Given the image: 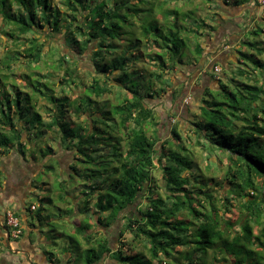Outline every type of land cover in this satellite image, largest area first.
Segmentation results:
<instances>
[{
    "label": "trees",
    "instance_id": "trees-1",
    "mask_svg": "<svg viewBox=\"0 0 264 264\" xmlns=\"http://www.w3.org/2000/svg\"><path fill=\"white\" fill-rule=\"evenodd\" d=\"M171 1L63 0L69 11L62 19L52 0H0V35L7 42V50L0 52V161L12 151L24 157L36 156L35 159L37 155L49 157L54 152L52 148L35 152L28 142L44 139L47 133L61 140L63 146L67 144L64 142L73 144L76 161L81 163L72 167L70 180L84 184L81 191L85 199L78 210L85 217L76 225L75 239L78 247H87L83 264H99L107 257L116 264H164L172 260L173 264H182L181 260L187 264H264V40L242 41V47L249 48L248 52L237 50L238 64L244 67H237L227 81L219 79L215 93L205 91L199 121L192 123L199 146L209 144L211 150L227 154L229 160L226 182L231 188L218 205L214 193L204 191L205 184L198 189L193 186L196 165L190 154L170 153L165 145L157 147L159 138H151L147 131L158 123L146 100L164 93V89L154 88L155 83L147 74L162 79L159 69L168 72L184 65L182 53L188 49V36L199 35V30L180 23V8L170 9ZM202 1L221 9L218 0ZM224 1L229 6L248 2ZM143 12L150 15V23L157 25L154 31L144 29L149 22L141 18ZM184 15L187 20L192 19ZM199 22L203 28L205 19H197L194 24ZM257 24L249 33L254 37L264 33V23ZM46 33L62 35L66 46H83L82 52L90 45L97 46L93 54L95 72L107 79L115 77V83H101L93 76L91 84L80 85L88 92L87 101L83 98L80 104L73 105L78 100L70 99L64 92L56 96L39 74L31 75L39 76L36 79L25 75L26 84L9 82L17 76V66H39L46 54L45 37L50 38ZM115 40L121 44L108 45ZM195 52L203 54L200 44ZM69 59L74 63L72 56H64L57 69L64 67L61 81L70 90L71 85H77L78 77L75 71L71 72ZM141 62L156 66L157 71L140 72L137 64ZM137 74L140 84L135 79ZM112 87L120 97L125 91L126 96L118 104H101L92 99V95L101 98L114 93ZM35 95H41L53 106L47 110L46 120ZM171 132L175 143L181 142L177 127ZM177 147L185 151L181 143ZM107 148L110 150L102 154ZM156 159L159 163L165 159L162 171L169 206L162 197L152 194L147 199L146 211L138 210L134 217L126 215L128 224L116 231L120 239L130 231L134 239L143 243L148 255L135 250L132 242L123 243L125 249L113 248L110 235L95 226L108 230L121 222L122 215L146 192V186L151 188ZM50 170L54 172L55 168ZM67 182L65 179L59 183L63 192ZM194 182L198 184L196 178ZM213 182L225 188L223 183ZM104 190L106 194L102 193ZM59 200L66 201L62 195ZM49 202L53 203V199ZM236 202L240 205V217L236 221L226 219ZM47 211L40 208L35 218L41 220ZM181 213L187 214L188 222L178 218ZM52 225L56 227V223ZM5 226L11 237L10 229L15 227L8 224V215ZM192 227L195 233L189 235ZM77 235L82 236L83 242Z\"/></svg>",
    "mask_w": 264,
    "mask_h": 264
},
{
    "label": "rangeland",
    "instance_id": "rangeland-1",
    "mask_svg": "<svg viewBox=\"0 0 264 264\" xmlns=\"http://www.w3.org/2000/svg\"><path fill=\"white\" fill-rule=\"evenodd\" d=\"M53 5L55 8H57L60 11L61 18L63 19L65 15L68 13V8L66 7V4L63 2V0H52ZM192 1V7L188 6V3ZM219 1V0H218ZM223 1V0H222ZM223 3V2H222ZM221 3V0L218 4H220V7L223 8V4ZM255 7L259 9L257 19H264V7L258 6L255 2ZM248 6V5H246ZM179 7L181 14L180 16V23L183 26L189 27L191 26L195 31L199 30V32L207 31L206 35L210 34H217L218 36H222V38H225L226 34L230 32V27L232 26L230 19H234L235 13L228 12L223 13L226 14V17H228L227 20L223 21L221 23L220 20L216 19V15L218 13V16L221 15L220 9L216 5L207 4L203 2L202 0H172L170 2V9L173 10V8ZM231 7H235L233 3H231ZM196 9L199 10V15L197 17L201 16L205 19V26L204 29L199 24L195 23V20H193V17L191 20H187L185 17V12H187L190 9ZM239 14V13H238ZM234 15V16H233ZM207 16V17H206ZM211 16H214V18H211ZM231 16V17H229ZM237 16V15H236ZM259 17V18H258ZM141 18L143 20L149 22L144 25V29H147L148 32L154 31L157 27L155 23H150L153 21L149 14H144V12L141 15ZM151 19V21H150ZM176 17H173L172 20H174L175 23ZM187 22V23H186ZM258 22L264 23L262 20L258 21L256 19L251 20L249 13L245 12L243 16V21L240 23V27L243 32H240L243 35V40H249L251 42L255 41H263L264 40V33L259 34V37H254L250 35L258 26ZM221 23V25H219ZM170 24V23H169ZM189 25V26H188ZM235 25V23H233ZM264 25V24H263ZM190 28V27H189ZM247 28V29H246ZM166 31H168L167 28L164 29L165 35L167 34ZM183 32V31H182ZM50 37L49 39L45 37V43H46V54L43 57L42 62L39 64L37 68L29 69L27 64H24L22 66H17V76L14 78H11L9 82L15 83V85H21L26 84L24 76L28 75L31 76L32 74H39L43 78L41 81L43 83H47L51 89H53L54 94L56 96H59L61 93H65L70 97L72 100H78L73 101V105L80 104L81 99L84 98L85 101H87V95L88 92L85 91V88L83 86L80 87L81 84L88 86L91 84L90 80L93 76H96L101 83L107 82L108 83H115L114 79L115 77H107L105 75H100L97 72H95V68L93 66V54L97 49V46L90 45L89 49L85 52H82L84 50L83 46H75L73 44H67L65 43L64 37L60 34H50L46 33ZM37 37H40L38 34H34ZM32 35V36H34ZM202 34H200L201 36ZM240 35V34H237ZM154 37V34L151 35ZM192 36V38L190 37ZM195 36V35H194ZM193 35H189L187 44L188 49L183 51L182 58L184 61V65H177L175 67H172L168 72H162L160 69L158 70V73L163 75L162 79L154 77H149L147 74V78H151L155 84L154 88L157 90L164 89V93L161 92V94L154 98H148L146 100V104L152 108L155 111V122L158 123L157 126H149L147 131L148 135L151 138H159V142L157 144V147H160V145H165L168 152H180V153H188L190 154V157L194 160V163L196 165V171L194 172L195 176L192 178L193 180V186L197 187L198 189L202 184H205L207 187L204 188V191L206 192H213L217 204L220 205V198L225 195L231 186L226 182V176L229 168V160L227 157V154L219 151V150H211L209 148V144H205V147L199 146L198 144V136L195 133L194 125L192 124L195 121H199L200 118V107L202 105V98L204 96V93L207 89H210L213 93H215L219 89V82L218 80H224L227 81L230 76H232V72H235L237 70V67H244L240 66L238 64V57L240 55H198L195 52L196 42L202 43V40L200 37ZM204 36V35H202ZM217 36V37H218ZM194 37V38H193ZM238 39H242L241 35L238 36ZM48 41H47V40ZM136 39V37H135ZM156 40V38H153ZM130 41H134L133 39ZM233 42V38L230 36L227 37V46H230V44ZM111 44H121L118 40L112 41L108 45ZM7 42L6 38L2 35H0V52L4 53L7 50ZM162 46L164 44L162 43ZM242 46V45H241ZM244 50L246 52L249 51V48H243L241 47V50ZM234 50V49H233ZM103 51L105 49L103 48ZM229 51H232L231 48ZM235 51V50H234ZM69 55L72 56V60H74V63L72 64V61L69 59L71 72L75 71L76 76L78 77L77 85H71V88L67 89L65 85H63V82L61 81L63 79V75H65V69L64 67L61 70L57 69V64L60 62L62 57ZM99 55H104L103 53H100ZM264 58V57H262ZM24 61V60H23ZM25 62V61H24ZM170 65V64H169ZM137 66L139 67L140 72H152L157 71V67L151 64L146 63H138ZM77 69V70H76ZM70 72V73H71ZM92 73V74H91ZM135 77L137 79V82L140 84L141 79L138 76ZM75 76V77H76ZM33 79L39 78V76H31ZM77 80V79H76ZM114 80V81H113ZM30 81V78H29ZM134 81V80H133ZM260 82L262 83V78L260 79ZM138 88H140V85H138ZM112 90L114 93L112 94H105L101 98L96 97L95 95H90L92 99L95 101H99L101 104L103 102H109L113 105L118 104L119 100H123V97L126 96L125 91L121 93L118 92L117 89H114L112 87ZM26 91H29V93L32 95L33 92L29 89ZM130 93L127 92V95ZM39 101V109L40 113L43 117V119H47L49 117L48 109H52L53 106L48 103L46 99H44L41 95H35L34 97ZM120 98V99H119ZM67 119L71 121L70 114H67ZM85 119V117L82 118V120ZM74 124V123H73ZM75 125V124H74ZM81 125H85L84 123H81ZM86 126V125H85ZM177 127L178 132L181 135V142H178V144L181 143L183 145V149L185 151L181 150L179 147H177L178 144L175 143V141L172 139L173 135L171 132V129ZM24 139H27V137L24 136ZM30 144V150L34 148L35 152L36 150L39 151L42 149L45 151L47 148H52L54 150V157L51 159L50 157L45 158L40 157L37 155V162L41 164L43 161H45V169L46 173L44 175H40L39 177L34 178L35 186L36 188V195L31 196L27 200V206L29 207L31 204L37 205V207L40 209L42 204L43 207L46 208L48 211V214L53 213V215L58 220L56 223V227L53 229L52 227L48 228L46 233H44V238H46L49 242L52 243L51 247L49 249L55 253L60 259L65 258L67 255L72 256L71 264H83L86 260L87 250L86 246H80L75 242L76 239V227L70 226L67 227V224L62 225V221H59V219L62 216H67L70 214H74L75 210L70 205L68 207V203L70 200L71 194L75 193L77 195L76 197H79L82 194V189H84V184L80 181H72L68 179L64 173L60 171V167H58L57 162L54 160L59 158H63V156L59 157V153L61 149H67L68 151L73 150V154L75 152V147L73 144L67 143L69 145L63 146L61 144V140H58L54 138L51 134L47 133L44 136V139H35L33 142H36L35 145L31 144L33 142L28 141ZM168 142V143H167ZM166 143V144H165ZM39 144V145H38ZM39 146V147H37ZM110 149L107 148L106 150L103 149L101 151L102 154L107 153ZM67 152V151H66ZM63 158L62 165L65 167L63 172H66L68 170V166L70 163V157ZM28 158H32L30 154H27ZM36 157V156H35ZM18 157L13 154V157L11 158V163L14 164L18 169L20 166L18 165ZM159 159H156L155 168L152 170L151 174L153 177V181L151 183V188L149 186H146V192L141 194L140 200L136 202V204L131 207L128 211H126L122 217L121 222L112 228L108 230H104L102 227L95 226V229L98 231L102 230L104 232H107V234L110 235L111 239V246L113 248L121 247L124 248L122 245L123 243L132 242L133 247L137 251H145V253L148 255L147 251L143 247V243L140 240L134 239L133 234L130 231L126 232V235L120 239L117 238L118 227L121 229V227H125V225L128 224L127 220L125 219L126 215L130 216H136L138 215L137 211L142 210L146 211V203L149 196L152 194L155 197H162L165 201H167V204L169 206L168 198L166 197V190H165V182L163 180V171L162 166L165 163V159L162 161V163L158 162ZM81 162L74 161L73 166L76 168L77 166H80ZM107 163V161H105ZM106 165V164H105ZM25 165H22L20 168V173L24 174V170L27 169ZM54 167L55 171L50 174V167ZM21 175V174H20ZM47 175V176H46ZM22 178L25 179V176ZM27 178V177H26ZM195 178L198 181V184L194 182ZM66 179L67 182V188L63 192L60 187L59 183L61 181H64ZM213 181H216L217 183H223L225 188L217 186V184ZM86 190V189H85ZM102 193L106 194V191L104 190ZM64 196L67 200L66 204H64L62 201L59 200V196ZM40 198H47V199H53V204H48L46 200L42 201ZM83 197V195L81 196ZM76 199V198H75ZM82 199V198H81ZM97 199V198H95ZM98 200V199H97ZM72 203V202H71ZM239 203L236 202L235 205L232 207V211L227 215L228 220L236 221L238 217H240V207ZM34 208V207H33ZM32 208V209H33ZM35 209V208H34ZM91 209H94L92 207ZM74 210V211H73ZM77 213L79 214V210L77 209ZM130 213V214H129ZM34 214H37L34 212ZM80 215V214H79ZM48 216V215H46ZM9 217V214H8ZM85 216L81 215L79 222H81L84 219ZM132 217V218H133ZM179 219H184L185 221H189L186 213H181L178 215ZM47 222H49L48 217L45 218ZM16 221V220H14ZM11 231L15 230V228H11ZM75 232V233H74ZM194 227L191 228L189 235L194 234ZM1 234V232H0ZM78 236V235H77ZM101 237V236H99ZM83 248V249H82ZM125 249V248H124ZM127 249V247H126ZM183 248H178V250L182 251ZM203 252V251H201ZM66 254V255H65ZM21 258H19L20 261ZM109 260L105 264H116L111 258H108ZM79 260V261H78ZM175 263L174 260L172 261H165L164 264H173ZM182 264H187L188 262L185 260H181Z\"/></svg>",
    "mask_w": 264,
    "mask_h": 264
},
{
    "label": "crops",
    "instance_id": "crops-1",
    "mask_svg": "<svg viewBox=\"0 0 264 264\" xmlns=\"http://www.w3.org/2000/svg\"><path fill=\"white\" fill-rule=\"evenodd\" d=\"M219 2L220 0L218 3ZM255 2L256 0H248V2L244 4L234 5L235 7H231L227 5L224 0H221L223 8H221L219 12L221 15L218 16L217 13L216 19L220 20L222 23L228 19V17H226L228 12L235 13L234 19L227 21L231 22L232 24L230 27V32L224 36L225 38H222V36H218L217 34L206 35V30L199 32V35L197 36L201 38L202 43L198 41L195 44L201 45L202 49L204 50L202 55H238L237 50H241V44L244 35L240 33L243 32L240 27V23L243 21L245 12L249 13L251 20L256 19L261 21V19H257L259 9L255 7ZM188 6H193L192 1L188 3ZM198 11L199 10L194 8L188 10L185 12V14L193 17V20L204 19L201 16L197 17V15H199ZM223 13L226 14L224 15ZM211 18H214V16H211ZM221 23H219V25H221ZM233 23H235V25H233ZM198 24L201 25V22ZM200 34L204 36H200ZM237 34H240L242 39H238V36L240 35ZM229 36L233 38V42L230 44V46H227V37ZM230 48L232 51H229ZM24 136L27 137L28 134L24 132ZM72 152L73 150L68 151L67 149H61L59 153V157L63 156V158H66L67 155L70 157V163L66 172H63L65 167L60 162L63 160V158H54V160L58 163V167H60V171L64 173V175H66L69 180L70 176L73 174V162L76 160L75 153L73 154ZM13 154L18 157V165L20 168L22 165L26 164L25 167H27V169L24 170L25 179L22 178L23 174L20 173V168L18 169L15 166V163V165L11 163ZM49 157L53 159L54 153ZM45 167V161L39 164L35 157L30 159L15 151H12L7 156L1 158L0 181L2 182V186L0 187V264H71L70 261L72 256L67 255L65 258L60 259L53 251L49 249L52 243L44 238V233H46L48 228L52 227L54 229L52 224L58 221L53 213L48 214V212H45V214H42L43 218L41 220H37L35 218L36 214H34V212L39 210L37 205L31 204L29 207L27 206V200L31 196L36 195L37 186H35V182L33 180L35 177H39L40 175L45 176ZM52 173V170H50V174ZM70 194L71 197L68 198L70 202H66L67 200L62 202L64 204L68 203V207L71 205L72 208L75 209V213L62 216L59 221H62V225L67 224V227L73 225L77 227L76 225L79 222L81 216L77 213L78 205H80L85 198L81 197L82 194L79 197H76L77 195H75L74 192ZM39 199L44 201L47 198L43 199L39 197ZM49 200L50 198L46 200L47 203L50 205L53 204L52 202H49ZM33 207L35 209H32ZM42 207L43 206H41V208ZM6 214L12 215L18 223L19 228L13 230L12 233L15 231L20 232V234L16 237L11 235L10 240L7 238V233L9 232L5 226L7 216ZM46 217H48L49 222L45 220ZM78 239L83 242L82 236L79 235ZM19 258H21L20 261ZM108 260L109 259L107 257L99 264H105Z\"/></svg>",
    "mask_w": 264,
    "mask_h": 264
},
{
    "label": "built area",
    "instance_id": "built-area-1",
    "mask_svg": "<svg viewBox=\"0 0 264 264\" xmlns=\"http://www.w3.org/2000/svg\"><path fill=\"white\" fill-rule=\"evenodd\" d=\"M257 2L261 5V6H263L264 7V0H257ZM34 209V208H33ZM15 219L13 218V216L12 215H9V217H8V224L10 225V226H12V227H18V223H17V221H14ZM20 234V232H13L12 233V235L13 236H17V235H19Z\"/></svg>",
    "mask_w": 264,
    "mask_h": 264
},
{
    "label": "water",
    "instance_id": "water-1",
    "mask_svg": "<svg viewBox=\"0 0 264 264\" xmlns=\"http://www.w3.org/2000/svg\"><path fill=\"white\" fill-rule=\"evenodd\" d=\"M7 238H8V240H10V234L9 233H7Z\"/></svg>",
    "mask_w": 264,
    "mask_h": 264
}]
</instances>
